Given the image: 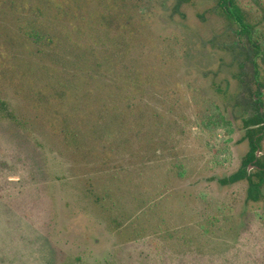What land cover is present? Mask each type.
Wrapping results in <instances>:
<instances>
[{"label":"rangeland","instance_id":"obj_1","mask_svg":"<svg viewBox=\"0 0 264 264\" xmlns=\"http://www.w3.org/2000/svg\"><path fill=\"white\" fill-rule=\"evenodd\" d=\"M218 1L138 0L150 10L141 36L122 53L106 46L113 66L97 76L108 86L88 84L90 99L79 90L78 108L46 87L68 77L67 62L31 66L10 15L0 20V102L21 123L0 114V264H264V190L255 204L245 181L221 183L249 151L244 92L256 87L249 65L244 85L234 77L250 51ZM235 5L263 21V5ZM126 73L156 80L119 93ZM101 102L120 115L114 136L100 137L110 127ZM64 121L81 142L67 143Z\"/></svg>","mask_w":264,"mask_h":264},{"label":"trees","instance_id":"obj_2","mask_svg":"<svg viewBox=\"0 0 264 264\" xmlns=\"http://www.w3.org/2000/svg\"><path fill=\"white\" fill-rule=\"evenodd\" d=\"M22 1L0 0V20L6 23V15H10L8 21L11 23L9 25L16 28L19 38L23 41L22 44L18 43L22 48L28 44L31 66L37 61L47 60L53 63L47 68L46 72L48 73L53 70L54 65H62V62H67L66 68L72 73L66 72L68 77L60 79V72L50 75L49 78L54 83L56 81V84L55 87L50 84L46 87H49L53 92L50 94L51 97L59 100L65 106L69 103H63L62 101L65 100L63 97L71 96L69 100L75 108L80 107L79 90L85 89L82 99H90L92 92L86 88L88 84L98 82L100 87L108 86L107 82L101 81L97 76L102 71L108 72L113 66L112 60L109 58L113 48L106 46L112 44L114 47H118L120 53L124 51L123 47L132 46L131 44L137 37L141 36L139 26H143L145 23L140 22H145L146 17L150 14V10L147 13L139 9L138 0H31V3L25 5L21 10L19 6ZM236 1L219 0L218 8L224 12L229 25L236 26L238 41L245 40L249 51L254 53L251 57H245L244 61L241 60L247 64L244 67L240 64L239 71L234 77L238 79L240 85H244L241 81L243 77L241 71L249 65L252 68L251 85L256 89L255 92H251V87H247V92H244L247 103L249 101L250 108L253 110V114L242 121L245 129L244 139L248 141L249 151L242 159L240 169L230 177L223 179L221 183L231 185L245 181L247 183V202L256 204L262 201L264 190V159L256 156V153L261 150V141L264 136V113L262 111L264 105L261 99L264 81L259 65L255 64V59L264 61V19L261 22H251L248 16L235 5ZM254 1L264 6L262 0ZM183 2L187 3L188 0H180V3ZM64 52L69 53V56L62 61L60 55ZM240 52L241 54L245 53V50L240 49ZM96 53L101 56H97ZM241 61L240 63H242ZM116 65L118 66L117 62L114 66ZM153 80H156L155 75L153 77L151 75L142 76L141 73H126L119 81L120 85H114V89L121 93L126 92L124 89L130 87L134 91L142 85H149V82H153ZM226 82L228 83V81ZM214 89L218 95H228V86L223 90L219 85H216ZM110 96L112 95H108L106 101L111 100ZM101 103L110 113L107 123L110 127L106 126L107 130L100 128L102 130L100 137H104L105 132L114 136L119 132L120 115H118V111L112 112V104ZM127 108H130L129 105ZM0 114L8 120L17 121L6 103L0 102ZM16 124L21 125L18 121ZM69 127V123L64 121L62 131L65 140L70 145H76L77 142L82 141V134L72 131Z\"/></svg>","mask_w":264,"mask_h":264},{"label":"flooded vegetation","instance_id":"obj_3","mask_svg":"<svg viewBox=\"0 0 264 264\" xmlns=\"http://www.w3.org/2000/svg\"><path fill=\"white\" fill-rule=\"evenodd\" d=\"M249 55H250V56H253L254 53H253L252 51H250ZM255 64H258V60H256V59H255ZM262 111H263V109H262ZM263 113H264V111H263ZM259 153H260V152H259Z\"/></svg>","mask_w":264,"mask_h":264},{"label":"water","instance_id":"obj_4","mask_svg":"<svg viewBox=\"0 0 264 264\" xmlns=\"http://www.w3.org/2000/svg\"><path fill=\"white\" fill-rule=\"evenodd\" d=\"M258 153H259V151L256 153V156L258 157Z\"/></svg>","mask_w":264,"mask_h":264}]
</instances>
